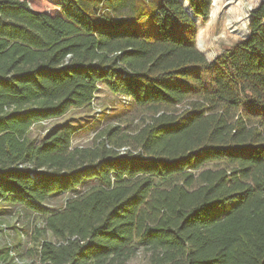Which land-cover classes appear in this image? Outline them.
I'll list each match as a JSON object with an SVG mask.
<instances>
[{
	"label": "trees",
	"instance_id": "trees-1",
	"mask_svg": "<svg viewBox=\"0 0 264 264\" xmlns=\"http://www.w3.org/2000/svg\"><path fill=\"white\" fill-rule=\"evenodd\" d=\"M187 1L0 0V206L39 215L41 264H264V1L213 60L196 44L212 0ZM100 83L150 114L129 141L31 136Z\"/></svg>",
	"mask_w": 264,
	"mask_h": 264
},
{
	"label": "rangeland",
	"instance_id": "rangeland-1",
	"mask_svg": "<svg viewBox=\"0 0 264 264\" xmlns=\"http://www.w3.org/2000/svg\"><path fill=\"white\" fill-rule=\"evenodd\" d=\"M264 0H223V7H210L207 20L201 16L196 19L198 32L197 47L205 53L209 60H213L226 49L246 39L250 34L249 23L252 12ZM188 9L189 3L183 0ZM145 110L137 108L133 101L123 95L114 94L106 84L100 83L92 107L71 108L59 117L46 119L34 123L31 136L41 139L49 129L57 124L69 123L74 128L72 145L79 147L95 146L101 141L100 135L108 127L119 126L120 136L125 141L134 134L141 121L148 118ZM119 143V141H116ZM128 146L117 148L124 152ZM86 180L82 189L91 184ZM70 193H63L50 201L52 206L62 205ZM41 224L37 213L27 211L22 206H0V247H9L11 256L16 264H41L37 259L32 243V236L36 225ZM129 264H147V257L140 253Z\"/></svg>",
	"mask_w": 264,
	"mask_h": 264
}]
</instances>
